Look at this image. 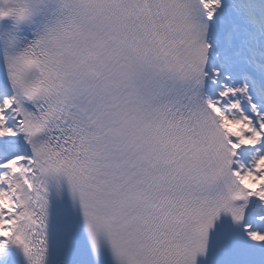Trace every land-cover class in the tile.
Listing matches in <instances>:
<instances>
[{
	"label": "snow or ice",
	"instance_id": "1",
	"mask_svg": "<svg viewBox=\"0 0 264 264\" xmlns=\"http://www.w3.org/2000/svg\"><path fill=\"white\" fill-rule=\"evenodd\" d=\"M0 264H264V0H0Z\"/></svg>",
	"mask_w": 264,
	"mask_h": 264
}]
</instances>
